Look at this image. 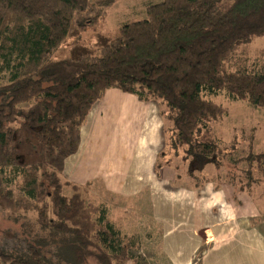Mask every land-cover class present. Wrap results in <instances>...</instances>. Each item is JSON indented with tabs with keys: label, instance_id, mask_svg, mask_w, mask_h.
Instances as JSON below:
<instances>
[{
	"label": "trees",
	"instance_id": "1",
	"mask_svg": "<svg viewBox=\"0 0 264 264\" xmlns=\"http://www.w3.org/2000/svg\"><path fill=\"white\" fill-rule=\"evenodd\" d=\"M112 4L0 0V149L16 164L0 168V198L19 212H33V221L25 222L31 232L27 250H0V264H59L53 260L58 256L68 264L130 259L129 245L105 207L87 201V184L68 181L61 170L67 146L76 148L80 126L108 88L158 103L164 147L156 166L179 171L182 166L169 158L178 156L187 161L185 174L196 186L211 180L208 166L222 179L218 140L207 135H214L210 123L227 107L204 94L225 90L264 109V65L255 68L249 60L250 46L264 36V0H159L95 48L58 56L74 33L103 31ZM245 159L264 174V150L249 151ZM57 160L59 166L52 164ZM235 170L240 180L238 171L249 180L238 187L233 173H226L239 193L254 179L247 168Z\"/></svg>",
	"mask_w": 264,
	"mask_h": 264
},
{
	"label": "crops",
	"instance_id": "2",
	"mask_svg": "<svg viewBox=\"0 0 264 264\" xmlns=\"http://www.w3.org/2000/svg\"><path fill=\"white\" fill-rule=\"evenodd\" d=\"M163 146L158 103L108 88L80 126L76 148L62 159V174L87 184L84 196L105 207L113 226L133 224L135 216L160 225L161 258L167 264H264L263 231L253 226L255 220L249 232L245 214L239 235L207 248L225 224H233L225 220L230 207L221 202L232 191L213 181L196 186L174 167L156 166ZM201 247L206 250L196 260Z\"/></svg>",
	"mask_w": 264,
	"mask_h": 264
},
{
	"label": "rangeland",
	"instance_id": "3",
	"mask_svg": "<svg viewBox=\"0 0 264 264\" xmlns=\"http://www.w3.org/2000/svg\"><path fill=\"white\" fill-rule=\"evenodd\" d=\"M156 1L159 0H113V4L108 8L104 20L105 29L103 31H96L89 28L83 32L74 33L58 51V56L77 54L85 49L95 48L103 42L105 38L109 37L110 33L124 21L144 17L146 6ZM249 60L250 64H253L255 68H260L261 65H264V36L256 38L250 46ZM204 97L220 102L227 107L226 113L221 115L219 119L210 123L212 128L211 133L214 135L210 136L209 133L207 135L208 139L214 137L218 140V152L220 154L218 158L223 161V164L218 169L220 173H222V179H217L215 169L212 166H208V172L211 178L210 181H213L215 186H218V183H223L232 191L228 198V192H225V201L221 202L223 205L227 202V205L231 209L230 213L225 214L228 216L225 220H233V224H225L226 228L222 230L224 233L220 231L215 237L213 236L209 239L208 248L209 246L216 245L217 241L221 242L229 237L231 238L235 235H239V226L241 225L240 216L244 214L248 227H250L248 231L251 232L252 229H254L250 225L251 223L254 224L253 221L256 220L257 223L253 226L261 229L264 234V174L258 171L255 166H253L254 169H252L251 163L245 159L249 151L257 153L260 150H264V109L253 106L247 100L232 98L225 90L216 94L205 93ZM26 133V142L28 143V140H31V134L27 129ZM27 143L24 145L25 155H27L30 150ZM232 144H234L235 147L230 151L231 154H225V156H223V153ZM225 145L228 146L225 147ZM70 150L71 145H68L66 154ZM239 157H242V159L236 161L237 165L233 164V160L239 159ZM169 158H171L174 164L182 166L178 172L181 171V176L191 181L190 177L185 174L188 165L187 161L182 163L180 157L174 156L173 154ZM52 164L59 166V160L53 161ZM15 166L16 164L7 161V154L3 149H0V168L4 167L7 170H12V167ZM236 166L238 169H249L251 172L248 173V175L251 176V179H254L249 188L247 187L239 193H237V188L234 187L233 184L230 185L226 182L227 178L231 177L226 175L227 172L233 173L234 180L237 182L238 187H240L242 179L243 182H249L245 174L238 171L242 176L240 180V177L235 173ZM64 193L70 195L72 192L66 187ZM85 199L87 201L90 200L88 195L85 196ZM32 213L33 212H19L12 204L0 198V250H27V245L31 243V241H29L31 232L26 229L28 226H26L25 222L33 221ZM132 221H134L133 224L128 223V225H126L125 221H121L120 224L113 226L115 230L118 231L119 235H121L123 241L129 245L128 252L130 259L124 261V263L167 264V262L161 258L160 225L145 220L141 216H135ZM204 250H206V247H201L198 250L196 253V260ZM45 254L46 256L51 255L52 257L54 255V253L47 248L45 249ZM53 260L59 264L69 263L66 258L61 259L59 256L53 258ZM85 264L94 263L88 260Z\"/></svg>",
	"mask_w": 264,
	"mask_h": 264
}]
</instances>
